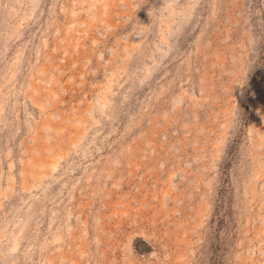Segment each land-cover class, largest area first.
Listing matches in <instances>:
<instances>
[{
	"label": "rangeland",
	"instance_id": "374dc122",
	"mask_svg": "<svg viewBox=\"0 0 264 264\" xmlns=\"http://www.w3.org/2000/svg\"><path fill=\"white\" fill-rule=\"evenodd\" d=\"M0 264H264V0H0Z\"/></svg>",
	"mask_w": 264,
	"mask_h": 264
}]
</instances>
